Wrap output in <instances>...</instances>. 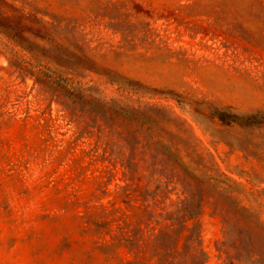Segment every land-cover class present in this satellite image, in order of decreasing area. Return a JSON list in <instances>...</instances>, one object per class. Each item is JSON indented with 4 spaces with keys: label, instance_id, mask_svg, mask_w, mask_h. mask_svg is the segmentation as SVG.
Masks as SVG:
<instances>
[{
    "label": "rangeland",
    "instance_id": "obj_1",
    "mask_svg": "<svg viewBox=\"0 0 264 264\" xmlns=\"http://www.w3.org/2000/svg\"><path fill=\"white\" fill-rule=\"evenodd\" d=\"M11 40L61 46L92 71L50 63L80 82L67 97ZM228 107L264 118V0H0V264H110L84 204L127 184L135 209L158 188L169 210L201 202L188 226L208 264H264V124L212 115Z\"/></svg>",
    "mask_w": 264,
    "mask_h": 264
},
{
    "label": "trees",
    "instance_id": "obj_2",
    "mask_svg": "<svg viewBox=\"0 0 264 264\" xmlns=\"http://www.w3.org/2000/svg\"><path fill=\"white\" fill-rule=\"evenodd\" d=\"M22 45L11 40L4 47L16 62L30 68L29 74L37 81L53 86L67 97L79 92L80 82L76 75L67 77L53 70L50 63L72 71H92L81 64L78 56L61 46L47 48ZM18 46L21 47L20 51L17 50ZM103 75L110 84H117L123 91L138 93L141 89L139 82ZM212 115L225 124H264L261 113L239 115L231 107L216 108ZM121 190L115 202H109V205L84 204V234L97 238L92 242L94 251H101L110 264H208L209 258L201 246L198 230L195 225L191 228L188 226L200 214L201 202L193 203L185 198L171 204L172 209L169 210L167 205L162 206L163 202L156 199L158 195L162 196V189L158 188L150 193L142 192V203L135 209L131 205V185L127 184ZM148 195L152 197L151 202L146 198ZM73 205L81 206L78 202H73ZM134 209L136 213H128ZM134 218L136 223L132 222Z\"/></svg>",
    "mask_w": 264,
    "mask_h": 264
}]
</instances>
